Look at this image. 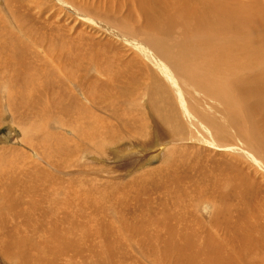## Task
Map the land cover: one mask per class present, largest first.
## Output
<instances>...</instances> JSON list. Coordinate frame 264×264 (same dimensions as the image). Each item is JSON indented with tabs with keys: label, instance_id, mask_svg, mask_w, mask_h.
<instances>
[{
	"label": "bare ground",
	"instance_id": "6f19581e",
	"mask_svg": "<svg viewBox=\"0 0 264 264\" xmlns=\"http://www.w3.org/2000/svg\"><path fill=\"white\" fill-rule=\"evenodd\" d=\"M70 1L76 3L75 0ZM104 3L108 4L107 8L111 13L124 14L122 11L127 10V18L128 16H135V20L132 21L135 24V28L130 27V29L127 27V31L132 32L137 30L140 34H144L150 41L147 48L152 50L153 53L155 52V54L162 55L164 61L163 58L158 57L162 59V62L168 66H173L177 69V72L182 75L185 74L190 79L196 80L198 85L204 86L206 89H209L214 94L223 98L227 103L230 114L234 112L235 116L242 117V119L237 118L232 120V122H235L240 135L247 139V141L250 139V145L257 147L260 154L261 151L264 152V141L262 138L264 135L262 136L260 132H258L257 123L252 121V117L258 106L264 102V61L258 62L257 60L256 63L250 61V54L252 56H260L264 59V0H105ZM79 5L80 2L77 6ZM40 10L41 14H46L48 13L46 12L47 10L49 11L52 9L41 7ZM79 14H82V19L89 17V15L83 13L81 10ZM112 15L115 17L118 16L115 14ZM50 17L53 16L50 15ZM1 21H3V19L0 17V22ZM127 21L123 19L122 22L118 21V24L124 23L126 25ZM44 24L47 23L44 22ZM112 24L116 25L117 20L113 21ZM119 26L121 25H118L116 28L118 29ZM111 31L110 33L112 34L120 35L114 28ZM159 35H164V40H160ZM167 38L169 40V45H167ZM177 39L180 40L177 41ZM249 45L259 47V49L261 46L262 49L260 51H249ZM175 46V50L172 51V48ZM205 49L209 51L204 52ZM19 51L20 59L17 58L16 62L22 64L21 61L25 51L21 48H19ZM200 57H202L203 60H199V62L194 60ZM166 58L170 59L172 64H170ZM9 62L13 64L12 61ZM29 66L30 64L10 67L0 66V110L2 111H0V120L5 117L6 122L9 123L11 127H14L13 124H16L17 127H20L18 129L22 130L21 137H14V142L10 147L9 145L0 146V150L7 149L9 152L13 150L17 159L23 157L20 152L24 153V150L16 145V143H18L16 141H19V143L24 144V146L28 147L32 152V154H29L26 151L31 158V160H29L30 163L27 161L26 166L28 167L29 165L30 167L31 164H34V167H32L33 165L31 166L32 168L28 167V171L32 169L33 173V171H35L34 168H37L41 171L39 174L43 172L44 174L42 175L44 176L45 173H48L49 178H47V180L39 178L38 181L40 182L38 184L37 182H31L32 184L30 185L32 187L29 185L25 187L27 192L31 189L33 194L27 193L29 194L28 196L31 197L30 200H21L24 205H22V202H17L16 197L12 196L11 192H8L9 194L11 193L10 195L5 193L7 192L6 190H10V187L14 186V184L6 185L5 192L0 191L1 260L6 264H137L128 252L125 253L127 247L124 249V252L117 248L124 240H127L129 243L137 242L138 245L139 243H141V245H146L145 252H149L147 256H151L150 260H152V263L148 262L149 264H264V220L261 224H257V228L254 226L253 228L251 227L248 232H245L246 234H239V241L236 232L240 233V231H238L237 224L232 223L231 217L229 216L230 213H243L242 208L233 203V196L236 193L243 194L241 197L246 199L247 204L249 203V197L242 191V183H238L235 187L231 186L233 181L228 179H220L212 183L210 172L198 168L190 162V159H188V166L190 168L195 166L193 169L195 168V171H197L198 174H196V176L198 178L192 179L189 175V180V177H186V172L181 174L179 171H182L185 166V154L179 152V150H182L181 147L170 146L168 152L164 153L161 158V160L167 164L170 170L169 172H163V164L153 171L151 175L152 179L146 180V177L142 175H145V172H141V175L138 173V175L143 177L140 179L139 177H135V180L138 178L139 182L131 185L130 191H132L133 194L131 192L128 193L129 191L122 190L116 195L114 191H117L118 188L113 190L109 188L108 185L106 186V183L100 186L95 177L96 179H94L92 183L89 182L91 178H89L88 181V185L91 184L89 185L92 189L91 193L86 189V187H88L86 180L83 182L86 183V187L82 190L80 189L81 187L77 190L76 187L78 185L72 184L73 188L76 186L74 193H83L81 197L78 195V198H80L79 205H74L75 198L72 197V200H70L69 195H63L64 197L61 199L58 196V193L62 194V191H58L61 187L57 186L56 188H58V190H56V185H53L55 181L52 179V177L56 180L57 178H61L56 172H62L61 169H65L64 166L60 168L62 164L59 165L58 163L60 159H62L61 155L64 152V148L62 147V149H57L59 145L57 143L60 142V138L53 128L51 129L54 131H49L46 125L43 126L42 124V133L45 132L42 134L39 129L37 131L36 125L30 126L29 124L35 123L39 118H41L40 120L45 118L46 121L50 122L53 117V122L57 125L58 129L63 125L66 126V129L63 130V134L65 133L68 135L69 133L71 135V140L75 143L79 153L83 151V147L84 150L89 148L92 155L100 156L101 150H103L102 146L108 139L118 141L124 138L125 135H123V133L120 135L115 133V129H111L113 125L110 126V124L107 126L103 124L105 129H101L100 123L102 122H100V119H104L103 116L99 117V115L92 113L91 116L93 117H90L88 112L91 106L88 103V105H86L80 102L81 100H78V95L80 94L87 102L90 101L91 104L97 106L99 110L109 111L116 121H120V123L128 128L127 133L133 136L138 130L142 129L144 123L142 120H139L135 114L133 115L134 108L140 110L138 104L133 102L132 106L134 108H129V105L135 98L142 99V90L140 92L134 87L131 89L127 88L124 91L119 87L117 88L118 84L116 85L115 82L112 84H105L103 81L98 83H96V80L95 82L88 81L87 76L89 73L85 71L86 68L89 70L87 66H74V68H78L79 71L84 69V75H82V72L78 73V70L76 73L72 66V69H66L68 82L65 83L66 87L63 90L59 91L58 87L48 83L50 85L47 84L43 88H38L40 91H37L34 86L32 87L31 82L30 84L28 83ZM7 72H9L8 75L5 74ZM38 73L39 72H36V75ZM55 81L56 85L58 83L59 86H63V81ZM141 81L140 79V82ZM72 83H75V86H73L75 90L70 87ZM148 90L149 96L154 102L155 107V109H150L153 110L154 116H158V118H156L159 120L158 126L161 128L162 133H167L169 131L173 135L174 131L180 130L181 128L184 129L178 109L171 101L172 97L165 91L166 88L164 85L155 82L150 85ZM33 93H35L36 96H34ZM129 93L132 96H129ZM131 97H133V99H130ZM43 98L44 101H42ZM3 108H7V111ZM171 109H174V111ZM61 114L65 115L67 118H61ZM96 115V126H98L99 129H95L92 133L93 137H89V132L87 133L88 136L86 134V126L88 125V129H90L89 127L91 126L89 125L93 123ZM1 122L3 121L1 120ZM42 122H44V120H42ZM247 122L249 126H247ZM145 126L146 123L144 127ZM68 127L70 129H68ZM245 128H248V132H240ZM46 129L48 132H46ZM15 130L16 129H14V131ZM49 145H57L54 151L59 153V155L57 154L59 157L57 156L56 158V154L53 156L49 155L51 152L47 149L50 148L48 147ZM66 149L67 148H65V151ZM124 150L119 149L116 151L115 156L126 155L127 152ZM95 151H98L100 154ZM103 152L102 155H105V152ZM175 156L177 157L173 159ZM71 158L69 160H71ZM63 159L61 160L62 162L66 158ZM42 161L43 164L45 162L53 166V169L55 167V171L52 170L53 173L51 171L48 172L49 170L47 171V169L49 168L46 169L45 166H42ZM55 161H57L58 164ZM138 164L139 162H136L135 166ZM71 165V162L65 164V166H69L68 168H70ZM224 167L228 168L229 165H224ZM19 169L21 172V168ZM218 170V173L222 172L221 169ZM195 171H193L191 175H193ZM67 172L71 173L72 171L67 170ZM159 172H161V177L155 178L156 174ZM32 173L30 175L31 177ZM54 173L56 175H54ZM18 174L21 175V173ZM62 174V176H64L63 172ZM86 174H83V178L87 177ZM9 175L10 171L8 175L5 176L9 177ZM102 175H104V173ZM65 176L69 177L68 173H65ZM71 176L72 177L69 179L73 181V175ZM168 176H171V178L165 180ZM63 179L62 182L69 180L67 178L66 181H63ZM15 180L19 179L15 178ZM20 180L18 182H20ZM110 180L112 179L110 178ZM22 181L24 183L23 179ZM29 181H27V183H30ZM190 181L192 184H188ZM62 182L61 184H63ZM80 182H82V180ZM184 182H186V184ZM64 186L62 187L63 189ZM79 186L82 185L80 184ZM231 187L233 188L230 189ZM70 188L68 189L71 190ZM69 190L66 191L72 192L74 189L72 191ZM93 190L100 191L99 195L96 194L97 192L93 193ZM107 191H111V194H107ZM154 191H158V198L159 201L161 199V202H157V194L153 193ZM172 191H174L173 194ZM202 192L205 193L203 196L204 200L214 196L212 202L214 210L212 212L211 225L206 224L204 220L201 221V224H198V218L187 217L192 211L187 205H190V202L196 198L194 194ZM18 194L20 195V192ZM92 194L97 195L94 200L92 199L93 202H91L89 198L90 196L92 197ZM121 195H123L122 198ZM33 196L39 197L38 201H36ZM74 196L77 197L75 194ZM105 196H113L118 198V200L109 199L107 202L104 198ZM48 201L51 204L47 203ZM128 201H131V203H126ZM132 201L135 202L132 203ZM158 205H163L165 207V211L168 212L172 226L178 224L175 232H177L179 236H171V234H174V231L162 228L158 218L146 213L147 209L152 206L157 207ZM73 206L76 208L73 209ZM54 207L60 213L59 217L54 214ZM86 208L89 209L88 212H86ZM6 209L9 212L8 215ZM244 209L246 208L244 207ZM244 209V212H248L247 209ZM220 213L224 215H220ZM100 216L104 218L103 221H107V223L105 222L106 224H110L109 226L106 225L109 230V232L106 233H110L111 236L108 234L104 235V230L103 237L97 234V227L95 224L99 223V219L102 221L103 218ZM246 216L247 215H245V217ZM249 218L250 217H248V219ZM18 219L23 220L29 230H27L23 223L13 224L17 223L15 221ZM70 223L78 224L79 228L73 232L70 228ZM239 223L238 226L240 225ZM245 224L246 223L243 225ZM134 226L140 230L130 231ZM248 226L250 227V225ZM221 228L225 229V238L230 239V243L232 241L236 243L237 240L239 242V244L232 249L233 253H230L229 250V252L224 250L222 245L217 241V238L220 236L215 238V231ZM244 229L241 230L243 231ZM254 229L258 231V236H256ZM141 230L148 234V236ZM229 231H231V233ZM124 232L125 234H123ZM50 235H53L54 238H50ZM152 235L154 236V240ZM100 236L101 242L99 243L98 238ZM159 237L165 238L166 241H164L163 244H158ZM81 238L85 240H81ZM87 239L90 241L94 239L98 245H92L93 242H87ZM158 247L161 248L160 252L159 249H157ZM219 250L222 251L220 253V259L215 255ZM174 251L177 252L176 259L172 258ZM137 257H139V253Z\"/></svg>",
	"mask_w": 264,
	"mask_h": 264
},
{
	"label": "rangeland",
	"instance_id": "374dc122",
	"mask_svg": "<svg viewBox=\"0 0 264 264\" xmlns=\"http://www.w3.org/2000/svg\"><path fill=\"white\" fill-rule=\"evenodd\" d=\"M75 2L77 4L80 2V5L77 6L76 3L71 2L70 0H0V12H1L0 17L3 19V21L0 22L1 25L0 66L10 67V66H21L22 64L23 65L30 64L28 70V75H29L28 83L30 84L31 82L32 87L34 86L37 91H40L38 88H43L48 83H50L55 87H58L59 91L63 90L66 87L65 83L68 82L66 69L67 68L72 69V66L73 68L74 66H87L89 70H87L86 68L85 71L86 73H89L87 76L88 81L95 82L96 80V83L103 81L105 84H112L115 82L116 85L118 84L117 88L119 87L124 91L127 88L131 89L134 87H136V90H139L140 92L142 90V94H141L142 99L135 98L133 101L130 102L129 108L131 107L134 108L132 106L133 102L138 104L140 110L134 108L133 115L135 114L139 120H142L144 125L146 123V126L144 127L143 125L142 129L140 128L141 130H138L137 132L138 134L137 133L135 134L136 136L135 135L130 136L127 133L128 128L124 126L122 123H120V121H116V119L113 118L112 114L109 111L99 110L97 106L91 104L90 101L87 102V100L84 99L80 94L78 95L79 96L78 100L79 101L81 100L80 102H82L83 104L86 105L89 104L91 106L88 112L90 117H93L91 116L92 113L99 115V117L103 116L104 119H100V122H102L100 123L101 129L103 130L105 129L103 127V124H105L106 126L110 124V126L113 125V128L111 129H115V133H118L119 135L123 133V135H125L126 137L118 141L108 139L106 143L102 146L103 150H101L102 152L103 151L105 152V153L103 152L105 155H102V152L100 154L98 151L95 152L99 153L100 156L92 155L89 151V148L84 150L83 147H82L83 151L79 153L75 143L71 140L72 138L71 135L69 133L68 135L65 133L63 134V130L66 129V126L63 125L58 129L57 125H55L53 122V117L51 118L50 122L46 121L45 118L42 119L44 120V122H42V120H40L41 118H39V120H37L38 122L36 121L33 124H29L30 126L36 125L35 127H37V131L39 129L41 133H42V127L46 125L49 131L55 130L60 138L59 140L60 142L57 143L59 144L57 149L64 148V152L61 155V157L62 159L63 158L66 159L65 160L63 159L64 160L63 162L61 161L62 159H60V162L58 163L59 165L62 164L61 167L59 166L60 168H63L62 166L65 167V169L64 168L61 169V171L64 173V176L65 173H68L69 177L62 176L63 175L62 172L56 170L57 171L56 174H58V176L60 175L59 177L61 178H57L56 180L54 177H52V179L55 182H57V183L54 182L53 184L56 185L55 188L57 186L61 187L59 190L58 188H56V190L60 192L62 191V194L58 193V196L61 199H63L64 197L63 195L65 196L69 195L70 200H72V197H74L75 199L73 198L74 199L73 204L77 205L80 202V198L78 197L79 196L81 197L83 193L81 194L74 193L75 190L76 189L79 190L80 187L81 190L85 189L86 183L83 182L84 180H86L88 186L86 187V189L91 193L92 189L90 188L91 186H89L91 184L88 185V183L89 182L92 183V181H94V179L96 178L98 185L100 186L106 183V186L108 185L109 188L113 190H116V188H118L117 191H114L116 195H118V193L122 190L129 191L128 193L131 192L133 194V192L130 191L131 185L133 183L137 184V182H139L138 178L137 180H135L136 179L135 177H139L140 179L141 177L145 176L146 180L152 179L151 175L153 171L163 164H164L162 166L163 172L165 173L170 171L167 167V164L164 163L161 160V158L163 157L164 153L168 152L170 146H176V147H181L182 150H179V152H183L185 154L184 169L187 168L189 163L188 159H190V162L195 166H197L198 168L210 172L212 183H215L217 180L220 179L232 180L233 182L231 186L233 187L237 186L238 183L240 182L242 183V191L246 194V196L249 197L248 198L249 203L247 204L246 199H243L241 197L243 196V194L236 193L233 196V203H235V205L240 206L242 208L243 213H238V212L237 214L236 212L234 214L230 213L229 216L231 217L232 223L237 224L238 231H240V233L236 232L238 234L236 235L237 237L239 236V234L242 233L246 234L245 232H248L251 227L253 228L255 226L257 228L258 227L257 224H261V222H263L264 220L263 219L264 218L263 215L264 213V152L261 151L260 154L257 147L255 146L253 147L250 145V139L247 141V139L241 136L240 133L238 132V128L236 127L235 122H232V120L237 118L242 119V117L235 116L234 112H231L230 114L227 103L223 98L214 94L209 89H206L204 86L198 85L196 83V80L190 79L185 74L182 75L181 73L177 72L176 71L177 69H175L173 66H168L164 62H162L161 61L162 60L161 58H163L162 55L160 56L158 54H155V52L153 53L152 50L147 48V45L150 43V41L148 40L147 37H145L144 34L143 35L140 34L137 30L128 32L127 27L135 28L134 26L135 24L132 22L135 20V16L132 17L128 16L127 18V14H128L127 10L122 11L124 14H116L113 12L111 13L107 8L108 4L104 3L105 0H75ZM97 3H99L100 5ZM39 7L40 8L44 7L47 9L51 8L52 10L49 11L47 10L46 12L48 13L45 12L46 14H41V10ZM80 10L83 13L89 15V17L82 19L81 17L82 14H79ZM112 14L118 16L115 17ZM50 15H52L53 17H50ZM123 19L124 21L128 20L127 24L126 25L124 23L118 24V21L122 22ZM116 20H117V24L113 25L112 24L113 21ZM44 22H46L47 24H44ZM24 25H26L28 29ZM118 25L121 26H119V28L117 29L116 27H118ZM111 28L117 30L120 35H115L110 33V31L112 30ZM164 38H165L164 35H159L160 40H164ZM178 40L180 39H177V41ZM19 42L20 43L23 42V43L20 44ZM167 45H169L168 38H167ZM24 47L28 50H26ZM19 48L23 49V51L26 50L25 51L26 55L24 54V56L22 57V61H21L22 64H20V62H16L17 58L20 59ZM175 48L176 46L172 48V51H174ZM261 49H262L261 46L259 49V47L249 45V51H260ZM208 51H209L208 49H205L204 52H208ZM166 60L170 64H172L170 59L166 58ZM194 60L196 62H199V60H203V58L202 57L195 58ZM257 60L258 62L264 61V59L261 58L260 56H252L250 54V61L256 63ZM9 61H12L13 64H11ZM77 70L78 68H74V71L76 73ZM83 70L81 71L78 70V73L82 72V75H84L85 72H83ZM36 72L39 73L36 75ZM8 73L9 72L5 74L8 75ZM140 79L142 80L141 82ZM55 80L63 81V86H59L58 83L56 85ZM155 82L162 83L164 85V87L166 88L165 91L168 92V94L172 97L171 101L174 103V105H176L179 112V116L184 125V129L181 128L182 130L180 129L174 131L173 135L169 131L167 133L165 132L162 133L161 128L158 126V121H159L157 119L158 116L157 115L154 116L152 112L153 110L150 109V108L155 109V107H154V102L151 100L149 96L148 88L150 87V85L154 84ZM73 86H75V83H72V85L70 84V87L73 88ZM111 94H115V93H111ZM33 95L36 96L35 93H33ZM129 96L132 95L129 93ZM130 99H133V97H131ZM42 101H44V98L42 99ZM3 109L7 111L6 110L7 108L6 109L3 108ZM171 110L174 111V109ZM97 115L94 117L93 123L89 125L91 126L89 127L90 129H88V125L86 126V134L89 132V137H93L92 133L94 132V130L99 129V127L96 126ZM61 118L66 119L67 117L61 114ZM3 119H1L3 122H1L0 120L1 123L0 146L9 145L10 147L14 142L13 141L14 137L22 136V132H21L22 130L18 129L20 127L19 126L17 127L16 124H13L14 127H11V125L6 122V118L4 117ZM252 121H255L257 123L258 132H260V134L263 136L264 135V102L258 106L256 112L254 113V116L252 117ZM247 126H249L248 122H247ZM51 128H53L54 130ZM14 129L16 130L14 131ZM47 129L46 132H48ZM68 129L70 128L68 127ZM244 131L248 132V128H245L240 132H244ZM44 133L45 132H43L42 134ZM262 138L264 141V136ZM16 142H18L16 143V145L24 150V153L20 152L22 153L21 156L23 155L24 158L20 157L17 159L13 150H11L12 152L11 151L9 152V150L7 149L0 150L1 152L0 153V191L5 192L6 190L5 187L14 184V186H11L10 187L11 189L6 190L7 192L5 193L9 194L8 192H11L12 194L11 193L10 194L16 197L17 202H22L21 200L28 201L31 199V197L28 196L29 194L27 193L33 194L32 193L33 191L31 189L27 192L25 188L26 186L28 185L31 186L30 184H32L33 182H37L38 184L40 182L38 181L39 178H43L44 180H47L49 176L48 173H45L46 176L42 175L44 174L43 172L42 174H39L41 173V171L38 170L37 168H34V170L35 171L37 170L38 172L33 171L32 173V169L28 171L29 165L27 167L26 164L27 161L31 160L29 154H32V152L29 150L28 147H25L24 144L19 143V141ZM63 144L65 145V147ZM55 146L57 145H49L48 147L50 148L47 149L48 151H51L49 155L53 156L54 154H56V158H57L59 153H56V151H54ZM65 148H67L66 151ZM119 149L120 150L125 149L124 151L127 152V154L123 156L122 155L115 156L116 151H118ZM176 157L177 156H175L173 159H175ZM70 158L72 161L69 160ZM24 159L26 160V163ZM67 159L69 162L72 163L70 168H68L69 166H65V164L69 163ZM55 162L57 163V161ZM136 162H139L137 166H135ZM41 164L42 166H45L46 169L49 168L47 169V171L49 170L48 172L51 171L53 173L52 170L55 171L56 169L55 167L53 169V166H50L45 162L43 164V161ZM223 164L229 165V167L226 168L224 167ZM31 166L34 167V164H31L30 167ZM97 167L103 169H98ZM193 167L190 168L188 166L187 169L185 170L183 169L182 171L181 170L179 171L181 172V174L186 172L185 174L187 178L190 175L192 179H196L198 178L196 176V174L198 173L197 171H195V168L193 169ZM19 168H21V172ZM66 169L72 172L71 173L67 172ZM218 169H221L222 172L218 173L219 171ZM63 170H65L66 172ZM9 171H10V175H9L10 179L9 177H6ZM26 171L29 174H27ZM193 171H195L194 172L195 174L193 173V175H191ZM30 172L32 173V177L30 176L31 175ZM141 172L142 173L145 172V175L142 174L143 176H140ZM18 173H21V175ZM84 173L85 174L87 173L86 174L87 177H84L85 179L83 178ZM103 173L104 175H102ZM138 173H140V175H138ZM160 173L161 172L156 174L155 178L161 177ZM16 174L18 177L16 176ZM56 174L54 173V175ZM40 175H42L43 177ZM71 175H73L74 182L72 181V179H69L72 177ZM62 177L65 179H63ZM190 177L188 178L189 180ZM15 178H18L19 180L22 178L24 180V183L22 179L20 180V182H18L19 180H15ZM67 178L70 181L69 180L66 181ZM75 178L76 179L78 178L77 179L78 181ZM89 178H91L90 181ZM110 178L112 180H110ZM169 178H171V176L166 177L165 180ZM62 179L63 181L66 182H62ZM81 180L82 182H80ZM27 181H29L30 183H27ZM61 182L63 184H61ZM186 182L184 183L186 184ZM72 184L73 185L77 184L78 188L76 186H75L76 189L75 187L73 188ZM80 184L84 188L82 186H79ZM188 184H192L191 181L188 182ZM69 185L71 188L69 187ZM63 186L64 189L62 188ZM233 187H231L230 189H232ZM68 188H70L71 190H69ZM66 190L67 191L73 190V191L67 192ZM19 192L20 195L18 194ZM95 192H97L96 194L99 195L100 191L93 190V193ZM153 193L157 194L156 195L157 202H161V199L159 201L158 198V191H154ZM173 193L174 191H172V194ZM74 194L77 197H75ZM96 194H92L93 198L91 196L89 197L91 202H93L94 198L97 197ZM107 194H111V191L109 192L107 191ZM204 195L205 193L203 192L194 194V197L196 198L190 202V205H187V207L189 209L191 208L192 210L187 217L188 218L192 217L196 219L198 218L199 219L198 224H201L202 223L201 221L204 220L206 224L211 225L212 212L214 210V207L212 206L214 196L210 199L204 200L203 199ZM122 196L123 195H121V198ZM34 198L36 199V201H38L39 199V197L37 196H35ZM104 198L107 200V202L109 201V199L115 201L118 200V198H115L113 196H105ZM133 202L135 201H132V203ZM47 203L51 204L49 201ZM126 203H131V201H128ZM22 205H24L23 202ZM106 205H110V204H106ZM244 207L247 209L249 213L243 211ZM75 208L76 207L73 206V209ZM53 210L55 212L54 214H56V216L59 217L60 213L55 209V207L53 208ZM88 210L89 209L86 208V212H88ZM6 212L8 215L9 212L7 209ZM146 213L149 214L150 216H154L155 218H158L160 220V224L162 228L174 231V234H171V236H175V237L179 236V234L175 232L178 224L175 226L171 225V220L168 216V212L165 211V207L163 205H158L157 207L152 206L146 210ZM220 215H224V214L220 213ZM245 215H247L250 218L248 219L247 216L246 218ZM100 217L103 218L102 216ZM244 219L247 221H245ZM103 220L104 218L102 219V221L99 219V223L95 224L97 227V234L101 235L102 237L104 231H105L104 235L106 234L110 235V233H106L109 232L107 226H109L110 224H106L107 221H103ZM15 222L17 223H13V224L23 223L24 226L27 228V230H29L28 226L23 220L18 219ZM238 223L241 226L240 225L238 226ZM244 223H246L245 224L246 226L243 225ZM69 225L73 232H75L79 228V225L75 223H70ZM248 225H250V227ZM263 227H264V223H263ZM221 229L215 231L216 232L215 238L220 236L219 238H217L218 239L217 241L222 245L224 250L226 251L229 250L230 253H233L232 249L239 244L238 240L240 241V239L238 237L236 243L235 241L232 240H231L232 242L230 243V239L225 238V231H224L225 229H222L224 232ZM241 229L244 230L242 231ZM136 230H140V229H138L136 226L130 229V231H136ZM142 232L146 236H148V234H146L144 231ZM229 232L231 233V231ZM254 232L256 233V236H258V231L254 229ZM123 234H125V232ZM101 236L98 238L99 243L101 242ZM221 236L223 239L221 238ZM152 237L154 240L153 235ZM50 238H54V236L50 235ZM81 240H85V239L81 238ZM88 240L89 239H87V242H91V241L93 242V243L91 242L92 245L94 246L98 245V243L94 239H91V241ZM164 241H166L165 238H160V237L158 238V244H163ZM126 242L127 240H124L122 243L120 242L121 243L120 246L116 245L117 248H119L120 251L124 252L125 251L124 249H126L127 247L125 253L128 252V254L131 257H133L134 261H136L137 264H149L148 262L152 263V260H150L151 256L150 257L147 256L149 252H145L146 249L145 244L141 245V243H139L138 245L137 242L135 243L134 242L129 243V241L127 243ZM157 249H159L160 252L161 248L158 247ZM221 252L222 251L219 250L215 254L218 259H220ZM138 253H139V257H137ZM176 255L177 252L174 251L172 258L176 259ZM0 264H6V263L0 259Z\"/></svg>",
	"mask_w": 264,
	"mask_h": 264
}]
</instances>
